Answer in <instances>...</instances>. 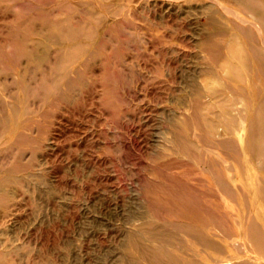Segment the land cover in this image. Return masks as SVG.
<instances>
[{
	"label": "rangeland",
	"instance_id": "obj_1",
	"mask_svg": "<svg viewBox=\"0 0 264 264\" xmlns=\"http://www.w3.org/2000/svg\"><path fill=\"white\" fill-rule=\"evenodd\" d=\"M0 264H264V0H0Z\"/></svg>",
	"mask_w": 264,
	"mask_h": 264
}]
</instances>
